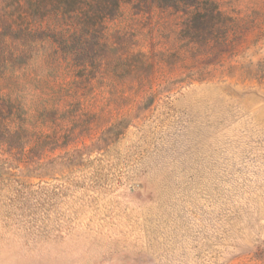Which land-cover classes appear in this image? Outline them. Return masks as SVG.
<instances>
[{
  "label": "rangeland",
  "instance_id": "rangeland-1",
  "mask_svg": "<svg viewBox=\"0 0 264 264\" xmlns=\"http://www.w3.org/2000/svg\"><path fill=\"white\" fill-rule=\"evenodd\" d=\"M0 264H264V0H0Z\"/></svg>",
  "mask_w": 264,
  "mask_h": 264
},
{
  "label": "trees",
  "instance_id": "trees-1",
  "mask_svg": "<svg viewBox=\"0 0 264 264\" xmlns=\"http://www.w3.org/2000/svg\"><path fill=\"white\" fill-rule=\"evenodd\" d=\"M31 36V34H29Z\"/></svg>",
  "mask_w": 264,
  "mask_h": 264
}]
</instances>
